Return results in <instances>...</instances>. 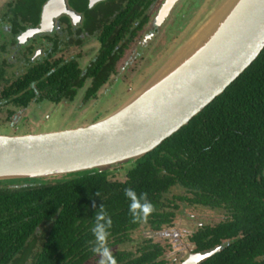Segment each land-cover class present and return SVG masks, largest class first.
<instances>
[{"label":"trees","instance_id":"trees-1","mask_svg":"<svg viewBox=\"0 0 264 264\" xmlns=\"http://www.w3.org/2000/svg\"><path fill=\"white\" fill-rule=\"evenodd\" d=\"M45 1H10L4 15L10 34L37 26ZM68 4L74 8L80 5L75 0ZM118 20L116 16L114 23ZM103 27L109 30L107 25ZM46 39L55 48L57 36ZM103 48L84 77L74 63L51 65L48 55L30 64L1 96L22 107L31 100L70 99L72 87L80 86L89 76L93 81L88 95L107 74L108 66L102 68L106 61ZM263 173L264 48L185 126L135 160L124 183H108L105 172L60 176L53 183H44L49 178L0 181V264H80L88 256L85 245L94 239L93 202L97 209L103 203L113 221L109 237L117 243L123 231L139 224L132 222L124 189L147 193L156 207L173 186L212 208L224 204L229 217L212 228L211 245L220 238H231L239 230L244 235L232 249H223L204 264H253L252 258L264 249ZM151 215L155 216V211ZM37 243L39 248L35 249Z\"/></svg>","mask_w":264,"mask_h":264},{"label":"flooded vegetation","instance_id":"flooded-vegetation-1","mask_svg":"<svg viewBox=\"0 0 264 264\" xmlns=\"http://www.w3.org/2000/svg\"><path fill=\"white\" fill-rule=\"evenodd\" d=\"M10 1L3 6L0 13V35L7 37V42L0 43V53H4L8 49L4 43L10 44L11 42L12 45L9 46L13 54L11 60L0 61V107L14 106L26 110L32 104H38L37 106L41 109V112L35 121L40 120L41 123H43L41 121L43 116L45 119L48 118L45 114L48 106L60 107L63 113H67L63 105H70L80 97L81 106L90 108L102 98L107 97L118 84L125 88V92L121 94L123 97H120L122 98L121 101L118 105H115L116 108L111 112L97 118L94 122L114 112L125 101L128 94L138 90L141 84L140 82L138 85L135 83L141 78V75L149 71L146 74L147 77L158 67L167 56L165 53L168 52L169 46L176 35L186 26L188 19L203 8L205 2V0H172L170 5L166 6L168 0H99V2L91 3L90 0H84V4L82 0H75L80 5L78 8H74L68 4L70 0H65L67 8L76 17L70 18L61 15L55 18L49 32L29 37L27 31L37 26L27 27L14 36L10 34L4 17L6 5ZM116 16H119V20L114 23ZM1 23L4 24L3 28H1ZM104 25H107L110 31L108 29L105 31ZM105 35H107L104 41L106 49L103 48ZM46 36H53V38L57 36L55 48L53 43L46 39ZM89 41L94 42L91 49L93 52L87 61L80 66L78 62L82 57L80 49H83ZM109 47H111L110 53L106 54ZM72 48L78 49V53L67 57L62 56V52ZM102 48L106 59L102 68L108 66L107 74L104 80L98 83L95 90L88 95L87 93L92 90L93 81V78L89 76L82 80L80 86L72 87L74 94L70 99L61 98L55 102L48 99L31 100L25 107H22L8 102L1 96L4 89L13 85L29 68L30 64H35L48 55L47 61L51 65L55 63L58 65L74 63L80 72L79 75L84 77L86 69L96 61ZM163 54L164 57H162ZM7 61L19 62V66L22 67L21 72L18 74L15 72V76L9 81L5 79L6 70H4L8 64L3 66ZM53 69L54 67H51V73ZM72 117L75 120L76 117ZM81 117H85L86 121L88 120L86 115ZM94 122L85 123L84 126L74 125L73 122V127H85ZM131 164L105 172L106 181L108 183H124L125 174L130 169ZM114 175H123V180L110 179ZM172 189L177 190L179 195H173L171 198L166 197ZM182 206H185L183 210ZM201 211L209 212V214L213 213L220 218L210 215L209 218L200 219L198 213ZM179 214H184L185 223H178ZM228 217L224 204L212 208L194 200L191 193H186L182 188L173 186L158 200L155 207V216H148L146 221L139 222L132 230L123 231V235L117 243L114 242L111 236L108 237L107 246L112 256L115 257L117 264H182L188 259H193L196 255L213 252L209 258L199 263L204 264L222 252L223 249L227 247L232 249V245L243 238L244 235L239 230L231 238H220L218 243L211 245V243H214L213 234H211L212 228L224 223ZM133 236L140 237V239L134 240ZM94 241L95 238L90 242L94 243ZM92 243L85 245L88 256L80 264H97L99 257L91 251ZM38 246L37 243L35 249L39 248ZM261 251V255L252 258L251 262L253 264H264V249ZM119 254L120 257H117Z\"/></svg>","mask_w":264,"mask_h":264},{"label":"water","instance_id":"water-1","mask_svg":"<svg viewBox=\"0 0 264 264\" xmlns=\"http://www.w3.org/2000/svg\"><path fill=\"white\" fill-rule=\"evenodd\" d=\"M61 15L76 17L65 0H47L37 27L27 34L49 32ZM263 48L264 0H221L143 85L105 118L61 131L0 134V181L101 173L131 164L185 126ZM212 254H199L182 264H199Z\"/></svg>","mask_w":264,"mask_h":264},{"label":"rangeland","instance_id":"rangeland-1","mask_svg":"<svg viewBox=\"0 0 264 264\" xmlns=\"http://www.w3.org/2000/svg\"><path fill=\"white\" fill-rule=\"evenodd\" d=\"M8 1L10 0H0V13H1V10L3 9V6ZM220 1L221 0H205L203 8L197 13H195V15L192 16V18H189L186 26L182 29V31H180L176 35L173 42L169 46L168 52L165 53V55L167 54V56L163 60L161 58L162 62L158 65V67L165 61V59L168 56H170L175 51V49H177L183 43V41L191 33V31L195 28V26L198 25L202 21V19L206 15H208L209 12ZM1 24H2L1 28H3L4 24L3 23ZM3 41L7 42V37L4 35H0V43L1 42L3 43ZM10 44L4 43V45H6L8 49L4 53L3 52L0 53V61L6 60V59L11 60V57L13 54L9 46ZM92 45H94V42L89 41L87 44H85L83 49H80L81 50L80 55L82 56L81 59L78 61L80 66H82L87 61V59L90 57L91 53L93 52L91 51V49L93 48ZM78 51H79L78 49L72 48L66 52H62L61 54L62 56L67 57L69 55L77 54ZM162 57H164V54L162 55ZM5 65H7L6 69H4L6 70L5 79H7L8 81L11 80V78L15 76L14 75L15 72L18 74L22 70V67L19 66V62L17 63L13 61L12 63L10 61H7V63L5 62V64H3V66ZM157 68H155V70ZM155 70L153 72H155ZM146 74H142L141 78H139L137 80V83H135L136 85H138V83L140 82L141 85L139 86V88L143 85V83L151 75L150 74L146 77ZM124 92H125V88L117 84L114 87V90L111 91V93L107 97H105L104 99L102 98L101 100L98 101L97 104L92 105L90 108L82 107L81 102H80L81 98L78 97L72 104L63 105L67 113H63V111L60 110V107L53 108L52 105H50L48 106V108L46 109L47 111L45 112L48 118L45 119L43 116V119L41 120L43 123H41L40 120L35 121V119L39 116V113L41 112V109H39V107L37 106L38 104H32L26 110L20 109L14 106L0 107V134L8 135V136L35 134V133L50 132V131H57V130L61 131L62 129H65V128H70V127L74 128L73 127L74 125L84 126L85 123L94 122L97 118H101L103 115L111 112L114 108H116L115 105L119 104V102L121 101L120 99H122L120 97H123L121 96V94H123ZM132 94H128L125 100H127ZM68 113H70L71 115ZM84 115L87 116L88 118L87 121L85 117L84 118L81 117ZM72 116L76 117L75 120L73 119ZM77 116L81 118H78ZM71 120H74V121H71ZM73 122L75 123L74 125H73ZM122 176L123 175H114L110 177V179L121 181L123 180ZM60 178L59 177L50 178V179L44 180V183H53L55 180H59ZM170 191L171 192L168 193L166 197L171 198V196L173 195L174 196L179 195V192L175 189L174 190L172 189ZM184 207L185 206H182V210L184 209ZM210 215L215 216V217L218 216V215H214L213 213L209 214V212H204V211H201L198 213L199 218L203 220L211 217ZM183 216L184 214L178 215V219H179L178 223H181V224L185 223ZM217 218L219 219L220 217H217ZM132 238H134V240L140 239V237L136 238L134 236Z\"/></svg>","mask_w":264,"mask_h":264},{"label":"clouds","instance_id":"clouds-1","mask_svg":"<svg viewBox=\"0 0 264 264\" xmlns=\"http://www.w3.org/2000/svg\"><path fill=\"white\" fill-rule=\"evenodd\" d=\"M96 196L99 197L98 192ZM124 196L130 201L129 212L133 223L146 221L148 216L155 211V206L148 200L147 193L138 194L134 188H125ZM92 208L96 210L93 217L94 226L91 229L95 241L94 243L90 242L92 243L91 251L99 257L97 264H117L107 246L113 221L103 203L97 209L95 202H93Z\"/></svg>","mask_w":264,"mask_h":264}]
</instances>
